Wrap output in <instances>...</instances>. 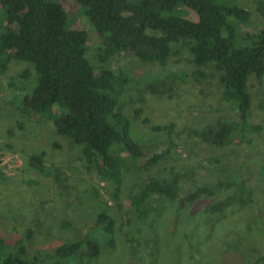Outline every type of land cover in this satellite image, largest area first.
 <instances>
[{"label": "trees", "instance_id": "1", "mask_svg": "<svg viewBox=\"0 0 264 264\" xmlns=\"http://www.w3.org/2000/svg\"><path fill=\"white\" fill-rule=\"evenodd\" d=\"M76 1L79 15L101 32L111 53L130 52L143 64L166 67L171 57L180 53L175 45L182 44L188 49L192 64L213 65L221 73L225 99L236 110L245 114L250 109L251 79L264 80V21L246 31L251 27L252 13L236 0ZM257 4L258 13L264 18V0ZM188 10L197 14V21L188 19ZM68 22L71 23L67 11L57 0H0V75L7 72L13 60L33 66L38 83L23 96L27 116L52 120L59 135L80 147L81 159L87 167L94 168L102 181L112 186L109 195L113 209L122 212L124 171L130 170L131 165L138 166L139 162L140 168L155 167L164 154L145 157L141 142L133 137L132 122L125 114L123 103L131 81L129 76L111 68L97 71L89 64V34L84 29L68 28ZM101 59L105 63L108 57L105 54ZM198 76L205 74L200 72ZM26 77L27 72L23 78ZM169 80L186 81L183 74H169L158 82L159 94L164 92L161 85L164 87ZM25 88L22 87L23 93ZM62 112L66 115L62 116ZM259 131L258 126L243 120L235 124L219 121L197 135L203 143L226 147L235 140L249 142L250 135ZM4 149L17 152L10 143ZM25 165L51 179L63 195H71L75 190L74 182L63 168L48 165L44 151L27 156ZM205 169L206 186H198L183 199V178L190 177V172L174 174L170 180L148 177L139 185L138 192L129 197L139 220L147 223L155 217L158 210L149 202L153 196L177 203L176 209L181 213L195 208L204 195L212 198L218 192L229 191L232 192L229 196L205 210L206 225L221 226L231 215L230 210L238 206L239 214H248L247 221H243L249 222L245 231L254 232L249 218L258 221L251 209L255 208L253 198L260 196L264 203V166L256 179L247 181L242 173L232 176L223 166L226 173L211 182L213 170ZM0 178L6 179L2 174ZM77 204H73L76 214L88 225L79 239L65 242L46 254L38 253L30 260L26 258V246L34 243L43 225L32 220L24 229L23 243L18 248L0 238V264H96L105 247L115 246L116 219L107 211L90 215L85 209L82 214L77 208L83 205L81 199L78 198ZM261 239H264L262 235ZM255 264H264V258Z\"/></svg>", "mask_w": 264, "mask_h": 264}, {"label": "rangeland", "instance_id": "2", "mask_svg": "<svg viewBox=\"0 0 264 264\" xmlns=\"http://www.w3.org/2000/svg\"><path fill=\"white\" fill-rule=\"evenodd\" d=\"M57 1L69 15L71 23L67 27L88 32L89 64L97 71L111 68L129 76L131 81L123 103L132 122L133 137L141 142L145 157L161 154L164 157L155 167L140 168L139 162L124 171V208L122 212L113 209L109 195L112 186L102 181L94 168L87 167L81 159L80 147L59 135L52 120L27 116L23 96L37 85V73L30 63L13 60L7 72L0 75V152L9 153V159H13L7 172L0 169L6 178H0V238L18 248L28 224L32 220L38 225L42 222L36 240L26 246V258L30 260L38 253L46 254L65 242L79 239L88 229L73 207L79 198L83 205L77 208L82 214L85 209L90 215L107 211L116 219L115 246L105 247L96 264H255L263 259L264 203L260 196L253 198L255 208L251 209L258 221L249 218L255 227L250 233L245 231L249 222L243 223L248 214H239L238 206L222 221L221 226L228 223L224 228L219 224L206 225L205 210L229 196L232 193L229 191L218 192L212 198L204 195L195 208L181 213L176 209L177 203L150 197L149 202L158 211L147 223L139 220L129 197L138 192L139 185L148 177L170 180L174 174L190 172V177L183 178V199L198 186H206L205 168L213 170V176L208 177L211 182L226 173L223 166L232 176L242 173L246 181L256 179L264 166V80L251 79L252 104L243 114L225 99L221 73L213 65L192 64L189 51L182 44L175 45L180 53L173 55L166 67L143 64L130 52L111 53L101 32L79 15L76 0ZM236 1L252 13L251 27L246 31L264 21L257 11L259 0ZM188 19L197 21V14L188 10ZM105 54L108 60L103 63L101 57ZM26 72L27 77L23 78ZM200 72L205 77L198 76ZM172 73L183 74L186 81L169 80L164 87L161 85L164 92L159 94L158 82ZM22 87H26L24 93ZM242 120L260 128L250 135L249 142L235 140L229 146L215 147L203 143L197 135L219 121L235 124ZM6 143L14 145L17 152L4 149ZM43 151L48 165L61 167L70 175L75 184L71 195H63L51 179L25 165L27 156Z\"/></svg>", "mask_w": 264, "mask_h": 264}, {"label": "built area", "instance_id": "3", "mask_svg": "<svg viewBox=\"0 0 264 264\" xmlns=\"http://www.w3.org/2000/svg\"><path fill=\"white\" fill-rule=\"evenodd\" d=\"M10 154L3 152V154L0 152V169H6L5 172H7V169L10 167L9 161H13V159H9ZM16 167V166H15Z\"/></svg>", "mask_w": 264, "mask_h": 264}]
</instances>
